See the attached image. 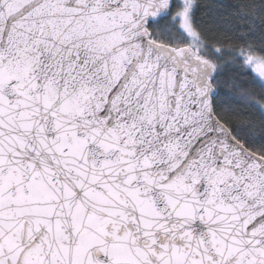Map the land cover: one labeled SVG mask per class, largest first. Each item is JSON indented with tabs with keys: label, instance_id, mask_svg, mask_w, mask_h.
Instances as JSON below:
<instances>
[{
	"label": "snow or ice",
	"instance_id": "6c2138e0",
	"mask_svg": "<svg viewBox=\"0 0 264 264\" xmlns=\"http://www.w3.org/2000/svg\"><path fill=\"white\" fill-rule=\"evenodd\" d=\"M0 264H264V0H0Z\"/></svg>",
	"mask_w": 264,
	"mask_h": 264
}]
</instances>
